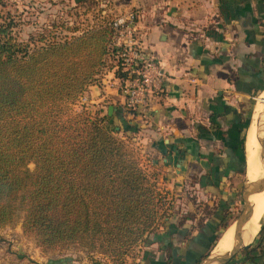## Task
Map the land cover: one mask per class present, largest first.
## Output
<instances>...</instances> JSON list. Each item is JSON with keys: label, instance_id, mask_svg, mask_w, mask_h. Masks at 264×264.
Returning <instances> with one entry per match:
<instances>
[{"label": "trees", "instance_id": "trees-1", "mask_svg": "<svg viewBox=\"0 0 264 264\" xmlns=\"http://www.w3.org/2000/svg\"><path fill=\"white\" fill-rule=\"evenodd\" d=\"M15 24L9 11L0 22V225L23 211L24 231L44 250L73 243L122 256L148 236L158 224L157 216L164 224L170 213L160 212L164 197L121 137L129 140L138 127L123 113H103L101 107L91 109L85 102L76 111L72 105L98 81L108 65L105 56L116 58V48L110 45L113 28L94 25L60 38L39 32L34 41L19 40L13 33ZM208 29L216 35L215 28ZM118 65L117 59L108 67H116L115 74L124 77ZM249 121L250 114L245 130ZM232 199L222 207L221 220L199 257L178 259L168 238L180 227L186 237L184 223L194 215H183L166 224L169 233L154 234L168 253L151 264H186L189 259L196 264L228 226L225 211ZM203 221L200 218L194 227ZM240 252L241 262L264 264L263 225Z\"/></svg>", "mask_w": 264, "mask_h": 264}, {"label": "crops", "instance_id": "crops-1", "mask_svg": "<svg viewBox=\"0 0 264 264\" xmlns=\"http://www.w3.org/2000/svg\"><path fill=\"white\" fill-rule=\"evenodd\" d=\"M127 1L139 13L136 36L160 62L165 77L158 90L148 93L147 106L130 110L124 107L118 76L112 71L102 78L98 99H111L107 106H114L112 112L123 113L138 127L133 133H139L148 166H162L172 184L181 185L192 177L198 194L210 203L216 198L215 211L190 230L186 245L174 247L175 256L197 258L209 246L222 207L235 197L241 177L244 180L247 104L264 93H260L264 88L262 3ZM208 28H215L216 35L208 34ZM253 108L251 121L256 102ZM164 251L156 254L155 261L165 258Z\"/></svg>", "mask_w": 264, "mask_h": 264}, {"label": "rangeland", "instance_id": "rangeland-1", "mask_svg": "<svg viewBox=\"0 0 264 264\" xmlns=\"http://www.w3.org/2000/svg\"><path fill=\"white\" fill-rule=\"evenodd\" d=\"M261 1L264 15V0ZM135 7L137 6H132L127 0H0V22H2L4 16L7 15L9 11L16 22L13 27V33L17 38L19 40L31 39L35 41L39 37V32L45 33L48 38L51 37L52 33L58 36L57 38H60L62 36L69 37L73 34H80L94 25H110L111 20L116 15L122 14L128 10H136ZM111 57L112 56H105V61L108 65L102 68L98 75V81L91 84L88 90L83 95H79L75 100L72 104L74 110H80L82 103L85 102V104H89L88 107L91 109L101 107L103 113L106 112L107 104L110 103L111 99H98L100 96L97 95L98 91L97 89L95 90L93 86L96 85L101 88L103 85L102 78L109 72L113 73L112 71L116 68L108 66L112 63H117V59L119 60L118 66H121V59L117 56V51L116 58L112 60ZM261 97L262 94L257 100ZM255 99L256 97L251 98L247 104V115L250 114L249 126H247L248 130L250 128L252 109H254L253 105H255L257 101ZM91 104L94 105L92 106ZM114 121L120 124L117 118H114ZM121 134L122 132L120 131L118 135L121 136ZM131 136L129 140L123 136L121 137L125 140V143L128 144V149L131 151L132 157L138 160L141 167L150 175L156 190L164 197H162L163 200L159 204V206H161V208H159L160 212L172 213L171 215L169 214L164 224L160 221L164 218L157 216L156 221H158V224H155L149 234L147 232L145 233V235L148 234L147 237L142 238L149 239L148 241H146V239L138 240L128 247L125 254H122V256L112 255L108 252L100 251L97 248H90L73 243L62 248L44 250L38 245L34 235L24 231L22 225L23 211H18L11 221L4 225H0V264H150L153 260L155 261V259H157L156 254H158V252L160 253L162 249L160 248L161 242L158 241L157 237H154V234L169 233L167 229L168 226L166 225L167 223H176L183 215H189V217L194 215V218H189L185 221L186 225H190L191 222L194 223V227L196 226L195 223H197L200 218H205L213 212V210L209 209H216V198L210 203L206 196L198 194L194 187V178L188 177L181 185L180 182L172 184L171 179L166 173V169L162 168V166H155L156 168H154V163L148 166L147 163L150 164V162H148L142 154L140 141L138 139L139 133L131 134ZM244 148H246L245 142ZM28 166L33 168L34 163L29 162ZM244 175L246 177V173ZM242 179L243 177L240 179L236 196L232 199L229 209L225 211L226 218L224 221L228 225L235 223L234 221L237 219H234L239 214L243 205L240 196ZM168 181L169 184L167 183ZM261 225L264 226V218L260 222V226ZM187 227V231L184 232L186 237H182L183 230H181V227L177 230L179 231L177 232L179 233L177 237H172L176 233H172L171 237H168L172 239V245L176 247L182 246V248L186 245L187 241L185 240L190 239L188 235H190V230L192 229L191 226ZM222 232H224L223 229L220 231V234ZM151 240L153 242H150ZM160 240H162V238H160ZM217 244L218 241L213 247L212 252ZM168 249L169 248L166 250ZM164 252L166 257L168 252ZM180 258L183 259L182 256H180ZM159 259L162 260V258ZM241 260L242 253L238 251L226 264H247L241 262ZM185 261H187V263L185 262L186 264H193L192 259Z\"/></svg>", "mask_w": 264, "mask_h": 264}, {"label": "built area", "instance_id": "built-area-1", "mask_svg": "<svg viewBox=\"0 0 264 264\" xmlns=\"http://www.w3.org/2000/svg\"><path fill=\"white\" fill-rule=\"evenodd\" d=\"M138 17L137 10H128L110 22L113 28L110 45L117 48L120 69L126 72L124 77L118 76L119 90L124 95V107L130 110L147 106L148 93L158 90L165 77L160 62L145 51L136 36Z\"/></svg>", "mask_w": 264, "mask_h": 264}, {"label": "bare ground", "instance_id": "bare-ground-1", "mask_svg": "<svg viewBox=\"0 0 264 264\" xmlns=\"http://www.w3.org/2000/svg\"><path fill=\"white\" fill-rule=\"evenodd\" d=\"M264 91V89H263ZM261 91V92H263ZM264 116V93L256 101V110L253 121L245 138L246 151V177L256 182L252 188L250 201L253 204V213L246 223L243 232L244 241H249L256 234L261 220L264 218V165H262L259 152L264 150V126L261 117ZM241 219L229 225L222 233L213 253L229 250L234 243L240 240ZM215 264V263H211Z\"/></svg>", "mask_w": 264, "mask_h": 264}, {"label": "water", "instance_id": "water-1", "mask_svg": "<svg viewBox=\"0 0 264 264\" xmlns=\"http://www.w3.org/2000/svg\"><path fill=\"white\" fill-rule=\"evenodd\" d=\"M93 87L95 88V90L97 89V91L99 92L98 86L94 85ZM113 108H114V106L112 104H109L107 106V113L111 114ZM261 122L264 126V116L261 117ZM259 158H260L262 165H264V150L259 152ZM245 173H246V165H245L244 174ZM255 182H256V179L255 180H249L244 175V180L241 184V189H240V196H241V199L243 201V205H242V208H241L239 214L234 219V220H236L238 218L241 219V231H240L239 242L234 243L229 250L224 251V252L213 253L211 251L212 250L211 249L204 256H202L196 264H211V263L226 264L238 251H240L241 249H245V248L249 247V245L254 241V239H255L256 235L258 234L262 225L259 226L256 234L253 235L252 238L247 242L244 241L243 232H244V227H245L246 223L250 220L252 213H253V204L250 201V196L252 195V188H253Z\"/></svg>", "mask_w": 264, "mask_h": 264}]
</instances>
